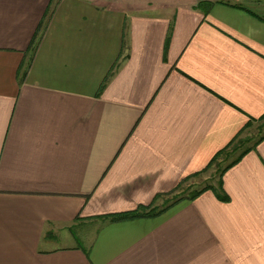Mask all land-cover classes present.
Wrapping results in <instances>:
<instances>
[{"label": "crops", "instance_id": "0c3cea01", "mask_svg": "<svg viewBox=\"0 0 264 264\" xmlns=\"http://www.w3.org/2000/svg\"><path fill=\"white\" fill-rule=\"evenodd\" d=\"M263 116L264 0H0V264H264Z\"/></svg>", "mask_w": 264, "mask_h": 264}, {"label": "rangeland", "instance_id": "374dc122", "mask_svg": "<svg viewBox=\"0 0 264 264\" xmlns=\"http://www.w3.org/2000/svg\"><path fill=\"white\" fill-rule=\"evenodd\" d=\"M262 136H264V121L258 122L256 126H253V128L249 129L248 132H245L239 139L241 142L238 144V142L233 145L226 155L221 156L216 163L212 165V167L200 178L194 179L190 181L189 183L185 184L183 186V196H188V194L194 190H199L201 188H205L208 185H212L214 183L218 176L220 175V172L228 165L231 164L234 159H236L240 154L241 151L244 150L246 147H249L256 143ZM190 195V194H189ZM176 202L175 198L169 199H161L158 200L156 203V206L159 208H163L166 205Z\"/></svg>", "mask_w": 264, "mask_h": 264}, {"label": "trees", "instance_id": "16d2710c", "mask_svg": "<svg viewBox=\"0 0 264 264\" xmlns=\"http://www.w3.org/2000/svg\"><path fill=\"white\" fill-rule=\"evenodd\" d=\"M36 48V47H35ZM110 77V74H109ZM104 88V84L101 86V89L99 90L102 91ZM264 120V116L260 119L257 120H251L249 122V124L247 125V127L239 134L237 135V137L235 138V140L229 144V146L227 148H225V150L221 151L219 153V155L217 156V158H215L213 160V162H211L210 166L207 167L204 171L206 172L207 170H209L212 165L214 163H216L218 161V159L223 156L226 155L227 152L229 151V149L238 142V144L241 142L239 139L241 138V136L251 127H253V123L256 122H261ZM264 140V136H262L256 143H254L253 145L246 147L244 150L241 151V154L234 159V161L229 164L228 166H226L221 172L220 174L223 176V174L229 170L230 168H232L234 165H236L237 163H239L241 161V159L248 154L250 151H252L254 148H256V146L261 143ZM228 156V154H227ZM190 180V179H189ZM187 180V181H189ZM182 185V184H181ZM210 189H214L211 185L206 186L205 188H201L199 190L196 191H192L190 196L188 197V199H194L196 197H198L199 195H201L203 192L210 190ZM180 200H183V198H179L178 200H176V202H179ZM174 201L168 205H166L163 208H159L158 206H156V204L154 206L151 207H139L136 210L130 211V212H126V213H116V214H110L107 216H104V218L110 219L112 222H122V221H128V220H135V219H140V218H154L159 216L160 214L164 213L167 209H169L171 206L174 205Z\"/></svg>", "mask_w": 264, "mask_h": 264}]
</instances>
